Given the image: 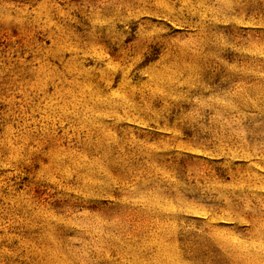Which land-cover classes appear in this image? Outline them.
I'll return each instance as SVG.
<instances>
[{"label":"rangeland","instance_id":"rangeland-1","mask_svg":"<svg viewBox=\"0 0 264 264\" xmlns=\"http://www.w3.org/2000/svg\"><path fill=\"white\" fill-rule=\"evenodd\" d=\"M0 264H264V0H0Z\"/></svg>","mask_w":264,"mask_h":264}]
</instances>
